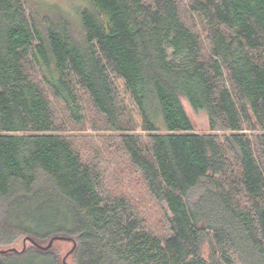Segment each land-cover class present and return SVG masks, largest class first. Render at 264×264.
Returning <instances> with one entry per match:
<instances>
[{"label": "trees", "instance_id": "16d2710c", "mask_svg": "<svg viewBox=\"0 0 264 264\" xmlns=\"http://www.w3.org/2000/svg\"><path fill=\"white\" fill-rule=\"evenodd\" d=\"M88 2L76 37L59 13L0 0V237H63L74 264H264V0ZM83 96L165 207V237L59 134L53 102L80 125ZM0 264L64 262L30 244Z\"/></svg>", "mask_w": 264, "mask_h": 264}, {"label": "rangeland", "instance_id": "374dc122", "mask_svg": "<svg viewBox=\"0 0 264 264\" xmlns=\"http://www.w3.org/2000/svg\"><path fill=\"white\" fill-rule=\"evenodd\" d=\"M27 2L30 5L38 6L45 12L50 11L53 14L59 13L65 16L71 24L73 35L76 37L80 34V25L78 22L79 10L84 7H89L88 0H27ZM181 4L184 9L188 8V0H181ZM185 20L187 23L192 24L194 30L198 32L203 39L204 31L197 17L185 15ZM204 45L206 46L205 41ZM82 99L86 112V121L80 125L71 122L58 104L53 102L56 110L59 134L71 141L75 150L78 151L85 162L91 165H97L100 168L104 175L105 189L108 194L126 196L133 210L142 220L145 228L159 237H165L169 233L165 207L156 202L147 193L140 173L130 164L119 147L116 138L117 133L107 130L102 118L92 109L88 100L84 96ZM182 103L192 124L193 132L209 133L206 114L202 111H193L185 101H182ZM244 132L248 135L251 134L249 130H245ZM135 133L142 135L143 140L146 141L144 132L137 129ZM214 133L220 136L227 132L218 130ZM1 202L0 200V205ZM1 216L2 214H0V217ZM1 222L0 219V233H4L6 229H4V226H1ZM9 238H11V236L0 239L1 253L6 250L20 252L30 247L29 241L23 236H18L16 239L12 240L11 243H5ZM47 242H44V245L47 244ZM71 247L72 243L68 241L58 240L54 242L53 249L58 252L60 262L74 264L72 256L66 257ZM234 264L238 263L234 261Z\"/></svg>", "mask_w": 264, "mask_h": 264}, {"label": "water", "instance_id": "95a60500", "mask_svg": "<svg viewBox=\"0 0 264 264\" xmlns=\"http://www.w3.org/2000/svg\"><path fill=\"white\" fill-rule=\"evenodd\" d=\"M26 240H28L29 243L32 244L33 246H35V247H37V248H40V249H42V250H47V249L51 248V246L53 245V243H54L55 241H58V240L66 241V239L63 238V237H53L52 239L49 240V242L47 243L46 246H40V245H38L36 242H34L33 240H31V239H28V238H27ZM71 252H72V249L67 253L66 257H68L69 254H70ZM64 260H65V259H64ZM64 264H65V262H64Z\"/></svg>", "mask_w": 264, "mask_h": 264}]
</instances>
